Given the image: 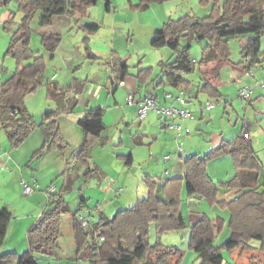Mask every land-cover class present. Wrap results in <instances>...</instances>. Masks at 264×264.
Masks as SVG:
<instances>
[{
    "label": "trees",
    "instance_id": "16d2710c",
    "mask_svg": "<svg viewBox=\"0 0 264 264\" xmlns=\"http://www.w3.org/2000/svg\"><path fill=\"white\" fill-rule=\"evenodd\" d=\"M9 1L1 0L0 4ZM97 1L17 0L18 10L23 16L18 28L13 31L6 53L17 60L15 74L20 76L21 81L14 86L12 76L0 84V126L5 130L11 147L20 146L32 130L39 127L44 133L45 142L36 153L53 148H57L63 155L69 152L70 145L66 143L56 120L60 108L45 111L40 121H37L25 105V98L36 92L41 85L40 75L46 69L43 55L31 46V21L38 11L41 12L40 27L49 26L55 16H84ZM153 1L139 0L135 8L145 11ZM236 1L200 0L203 5H212L210 14L204 17L185 14L176 19L170 18L155 31L151 47H168L175 56L172 60L159 62L160 75L165 78L160 83L186 90L190 81L185 79V75L213 59L228 61L231 56L229 41L237 37L246 39L242 54L244 61L249 62L246 66L251 70L259 60L257 56L261 37L264 35V7L252 8L246 2L235 7ZM110 2L111 0H106L107 8L110 7ZM11 25L12 22L6 23L7 28ZM98 28L97 24L86 27L89 33ZM40 35L44 49L55 53L62 41L61 34L41 32ZM185 40L188 43H184ZM193 41L209 42L203 48V58L199 61L191 58L189 54ZM88 53L93 56L90 50ZM127 68L128 65H122L124 74ZM152 71L151 66L138 68L136 77L140 84L147 83ZM199 90L215 97L221 95L209 81L203 82ZM47 97L61 105L64 93L58 91L57 85L51 82L47 86ZM78 124L83 129L84 136L76 155L67 162L62 173L66 182L58 192L49 193L48 206L28 228L29 249L21 255L2 252L12 213L0 205V264H38V255L52 253L60 246L64 214L70 212L65 197L81 175L78 170L75 178L70 164L72 162L84 166L83 179L90 180L94 171L90 166L92 148L100 141L105 143L102 133L106 125L101 109L87 112L79 118ZM222 155L231 156L235 174L224 182H215L209 174L208 164L211 159ZM119 157L127 166L132 165V154ZM184 164V178L145 175L143 180L147 187V196L132 206L118 210L113 218L100 217L97 222L91 221L92 229L81 226L77 218L78 210L75 211L72 227L79 259L84 257L90 264H136L137 261L140 264H179L185 255L184 250L177 246H166L159 239L151 243L149 239L152 225H155L158 234L188 227V218L182 211V192L185 189L189 198L200 196L212 205L217 204L229 210L227 223L231 234L221 244H216L215 240L226 223L222 217L211 218L203 215L189 227L188 246L198 253L199 264H238L226 263L224 250L239 251L241 255L248 253L250 263L259 260V254L264 253V172L260 158L245 138L238 135L233 141L223 140L218 147L202 157L195 154L188 156ZM232 189H240L241 192L233 199L218 198L220 191L227 192ZM90 234L93 238L91 243L88 241ZM97 238H100V243ZM139 249L142 252L138 257Z\"/></svg>",
    "mask_w": 264,
    "mask_h": 264
},
{
    "label": "crops",
    "instance_id": "0c3cea01",
    "mask_svg": "<svg viewBox=\"0 0 264 264\" xmlns=\"http://www.w3.org/2000/svg\"><path fill=\"white\" fill-rule=\"evenodd\" d=\"M98 1L95 5L88 9L86 15L84 16H55L49 26L40 27L38 24L39 34L41 32L60 33L62 36L61 44L55 53L52 54L46 51L45 49V51L43 52L39 48L35 49V51H40V54L43 55L46 61V69L43 72L44 74L40 75L41 85L43 84L46 87V97L43 103L46 107L43 113L48 110H56L57 108H60L59 115L57 116L56 120L59 124L61 133L66 143L70 145V150L66 155H63L57 148H53L48 151H43L41 153H36L45 142L44 133L39 127L34 128L20 146L11 147L10 143L7 140V134L6 132H4L5 130H3V128L0 126V198L4 202L1 207H6L7 209L11 208L9 207L11 205L7 203L8 200H6L7 198L10 199V197L8 196V192L10 189L7 188L9 186L7 184L8 180L13 181L14 188H17L19 192L24 194L23 199L26 201H30V203L33 205L30 208V213L25 216L24 220L21 223L23 231L20 234V236H22L20 237V240L18 239L19 237H15L16 227L13 228V231L10 234L9 226L6 242L2 247V252H15L21 255L29 249V247H26L28 242L27 228H29L36 222L33 217L31 218V212H33V210L34 213L40 212L39 210H42V208L46 205V202L48 201V196L46 194L49 190V187L55 186V190H57V186L55 185L56 180H58L57 178L62 175L64 169L66 168V162L73 160L79 146L82 143L84 133L83 129L78 124L79 118H81L84 114L91 110L97 108L101 109L103 111V120L107 128L102 133L104 141H115V139H117L118 137V143L115 146L122 150L123 148H125L124 146L126 143V136L124 135V133L130 130L132 125V123L128 121V117L125 111H123V107L127 105L129 106H126L127 109H136L137 112L138 103L146 94L149 93L154 94L160 104H172L171 102H169V100L165 98V93L172 92L173 87L166 85L165 83H160V81H165V78L160 75L161 69L159 65L158 71L154 66H151L153 67L151 77L148 79L147 83L140 84L139 80L136 77V73L139 67H143V61L140 60L135 65L130 64V58L132 56L131 53H128L127 55L122 54L121 49L117 48L114 44L121 34L126 35L127 40H133L134 34L132 32L134 30V20H132V18L137 17L138 13H144L145 11H148L153 7V3L164 4L170 0H154L153 2H151L149 9L145 11L135 8V5L139 3V0H125V2L121 5H118L116 3V0H111L109 8H107V3L105 4L104 8H101V6H99ZM94 7H100L99 12L100 14H103V17H110L111 34L109 36L110 38H112V40L104 41L99 39L98 35L103 25L102 23H100L99 19L95 17L96 15L93 14ZM119 10L122 11L123 14H125V17H129L132 15V18L118 19L117 12ZM105 13L106 16H104ZM16 14L17 12L15 10L10 9V11L3 14L2 19L5 21V25L7 22H12V24L15 22L14 31L18 28V24L20 23L16 21ZM156 17L158 18L157 15ZM159 20L161 23V19ZM168 20L163 21V24ZM90 24H97L99 28L96 31L89 33L86 27ZM88 49L93 54V56L88 55ZM100 52H102V54ZM171 53L172 54L169 55L170 58L160 59L159 62L161 60L174 59L175 56L172 50ZM222 62L224 61L213 59L207 63H203L199 67L202 73V79L199 78V80L196 81L198 86L195 97H192L188 94L193 81L187 79V74L185 75V79L190 81V86H188V88L185 90L187 103L189 104H187L188 106H191L192 103L194 105L193 107H198L196 102L193 101V99H197V102L200 104V106L203 104L202 101H200L199 99V94L202 92L199 89L203 82L209 81L215 88L218 89V87L212 82V80H216L219 76L218 67L215 66V64H220ZM243 63L247 65L249 62L245 60ZM123 64L128 65L127 72L125 74L121 69ZM210 64L211 67L208 68ZM203 66H207V68L203 69ZM97 74H99L98 77ZM12 76L14 79L16 78V76L13 74L10 77H7V79L11 78ZM97 78H99V80H97ZM7 79H5V81ZM5 81H0V84ZM20 81V77L16 78L15 80H13V85H17ZM120 81H124V85H119ZM51 82L57 85L58 91L64 93V99L61 105H59L57 101L51 100L47 97V86ZM148 84H150V86ZM129 93L134 94V101L132 104H128L126 102V98ZM120 100H125V105H121ZM121 111H123V113ZM154 117L148 119V125L146 126L142 124L144 120H140V122L142 123H140V126L137 128L136 132L133 133L131 137L135 145L140 147L146 146L153 148L155 143L159 141V138L161 137V129L163 128L167 130V125H164L162 123V126L160 128V126L156 122V118H159V116L157 114H154ZM200 117L201 119L205 118V113L203 111H201ZM109 118L111 119L110 122H112L111 125H109L108 123V121L110 120ZM193 119L195 120L196 117L194 116ZM192 123H185V125L188 126L187 128L190 129L189 133H192ZM109 127L112 128L109 129ZM158 127L160 130H158L159 132L157 133L155 138H153L151 135L152 133H149V130H151L152 128L158 129ZM202 128L203 127L198 122L195 129L202 131ZM244 132L245 128H243L235 137L231 139L224 137L223 133H213L215 139L209 142V151H203L201 148H199V144L195 143V145L188 146L187 148L186 145H183V152L181 154L178 153V149L176 147V143H178L177 138L165 135V148H167L169 145L171 148L174 145L175 152H177L176 155L174 156L170 150H168L167 153H163V158L165 161L163 172H161L160 174L145 173L142 179L145 175L158 176L162 178H184L186 175L184 161L188 156L195 154L202 157L211 152L212 149L218 147L223 140L233 141L238 135H242L244 137ZM250 139L251 135H249L248 138H245L247 143L254 150ZM112 154L114 155V158L112 159V164L118 169H122L127 166L124 160L119 156L132 154L134 163V151L132 150H128L127 152L119 151L116 153L113 151ZM226 157H229L230 161L234 166L233 160L229 155H222L216 157V160ZM167 162H169V164H167ZM132 165L129 167H132ZM90 166L91 168L93 166L95 172L98 170L102 173L104 172L102 163H98L97 161L92 162V160L90 159ZM209 174L215 182H224L231 178L228 177V174H226L224 177L219 176L218 178H216L215 175H212L210 172ZM234 174L235 170L233 171V175ZM95 177L96 176H94L93 178ZM91 179L88 181L89 183ZM99 179L101 178L99 177ZM22 181H26L32 186L38 184L39 187L36 188L34 192L26 194L24 192ZM64 182H66L65 176H63L62 178V184ZM4 187H6V191L3 190ZM145 191L146 192L142 198H145L147 196V187ZM240 192V189H232L227 192L220 191L218 198L220 200L233 199ZM108 196L109 194L107 195L104 190H100V188H95L92 186L86 187L85 191L82 192L81 206L78 210L84 207L91 208L94 206L95 203H99V198H107ZM142 198H139V200ZM94 199L95 201H93ZM182 200V204L183 202H187L188 204V215H186L185 211L182 208L183 213L188 218V228L191 226V224L199 220L203 215H208L209 217H211L208 211L204 210L201 207L202 203H207V201L202 197L194 196L189 198L187 196L186 190L183 189ZM118 210H120V208H118ZM100 217H108V215L98 210V218H94V222H97ZM216 217H222L226 220V218L222 215H216L215 217L211 218ZM60 248L61 247L59 246L58 249L60 250ZM141 252H139L138 255H140ZM244 254H247L249 258L248 253ZM56 255L57 250L47 255H38V264H84V258L79 259L80 256L76 255V253H73V255L61 253L59 259H52V257ZM259 256V260H257L255 263L250 264H264V253H260ZM12 264L17 263L14 262Z\"/></svg>",
    "mask_w": 264,
    "mask_h": 264
},
{
    "label": "rangeland",
    "instance_id": "374dc122",
    "mask_svg": "<svg viewBox=\"0 0 264 264\" xmlns=\"http://www.w3.org/2000/svg\"><path fill=\"white\" fill-rule=\"evenodd\" d=\"M1 1V0H0ZM125 2V0H116L118 5H121ZM246 2L252 8H262L264 7V0H237L235 2V7ZM99 6L101 8L105 7L106 1L99 0ZM153 7L144 13H138L137 17H133L132 15L129 17H125L122 11H118V19H131L134 20V30H133V40H127L126 35H120L116 42L114 43L117 48L121 49L122 54L127 55L131 53L130 64H137L140 60L143 61L142 66H154L158 71V62L160 59L170 58L171 50L168 47H163L159 49H155L151 47V40L154 38V33L157 29L163 26V21L168 20L169 18L176 19L182 15L190 14L197 15L199 17H204L211 13L212 5H203L200 0H170L164 4L153 3ZM100 8V7H99ZM98 7L93 8V14L96 15L102 23V29L99 33V39L104 41H110L111 29H110V17L106 16V13L103 17V14L99 12ZM10 9L15 10L17 12L16 21L20 22L22 19V12L18 10V2L17 0H10L7 3L0 4V81H5L7 77L11 75H15L16 78L20 76L15 74V70L17 68V60L11 54L6 53L9 47L11 36L13 35L15 22L11 25L10 28H7L5 25V21L3 19V14L10 11ZM40 11H38L32 21L31 27L33 30L32 38H31V46L35 49H41L43 52L44 46L41 42V36L38 32V24L40 18ZM158 16L159 19L156 17ZM166 15V16H165ZM246 39L244 37L233 38L229 41L230 44V52L231 56L228 61H224L220 64H215L218 67L219 76L216 80H212V82L218 87L220 93L222 95L212 96L209 93L201 92L199 94V99L202 101V105L197 102V99H193L196 102L198 107H193L194 105L191 103L190 109L193 111L196 119H189L186 123H192V133H185L184 131L181 140L183 145L193 146L195 143L199 144V148L203 151H209V142L215 139L213 133H223V136L226 138L235 137L243 128L248 131V134L251 135V142L253 148L255 150V154L261 159L262 162V172H264V91L261 90L257 84L259 81L264 80V35L261 37V47L260 52L257 56L259 59L252 67V73L249 70V67L244 63V56L242 54V48L245 44ZM184 43H188L187 40L183 41ZM209 42H197L193 41L192 45L189 49V54L191 57L195 58V60H201L203 58V48ZM102 54V52H100ZM27 63V62H26ZM211 67V64L208 68ZM203 69H206L207 66H203ZM137 70V69H136ZM135 70V72H136ZM42 73L41 75H43ZM99 74H97V77ZM187 79L193 81L190 86L188 94L192 97H195L197 91V83L196 81L202 79V73L199 67L192 73L186 75ZM15 78V79H16ZM13 78V80H15ZM99 80V78H97ZM150 86V84H148ZM255 85V91L252 95L251 101H242L239 98V90L245 86ZM172 93L175 96L180 95V89L172 88ZM46 97V87L45 85H40L36 92L29 94L25 98V104L29 108L30 112L35 116L37 121H40L43 111L46 106H44V100ZM128 98V96H127ZM126 98V102H127ZM193 102V103H194ZM121 105H125V100H120ZM128 103V102H127ZM213 103L215 105L214 108L208 110L206 109L209 104ZM180 104V103H178ZM188 104V103H187ZM189 105V104H188ZM127 106V105H126ZM123 107V111H125L128 121L132 123L131 129L126 131L124 135L126 136L125 140V148L120 150L117 146L118 137L114 140H109L104 144L100 141L95 144L91 151V160L92 162L97 161L98 163H102V167L104 172L101 171H92L93 177L90 183L88 181H84L83 174L85 172V167L82 165H75L71 162L70 167L72 168V175L75 176L78 173V170L81 171V175L79 178L75 180L73 187L67 191L66 200L70 207V212L64 214L63 224H62V236L60 238V250L57 249V255L53 256L52 259H59L61 253L73 255L77 250L75 247V236L73 233V213L77 211L81 206V195L82 192L85 191L86 187H95L100 188V190H104V192L109 196L107 198H99V203H95L93 207H84L77 211V218L81 219L83 217L90 218L93 220L94 218H98V210L104 212L108 215L109 218H113L114 215L118 212V208L123 209L125 207L132 206L142 198L145 194V182L142 179L145 173H157L160 174L163 172L164 168V154L167 153L168 150L175 156L177 152H175V146L173 145L170 148V145L165 148L164 136H177V131L171 128L161 129V137L159 141L155 143L153 148L150 147H140L134 144L133 139L131 138L133 133L136 132L137 128L140 126V119L138 116V110L136 109L129 110L127 107ZM132 108V107H130ZM134 108V107H133ZM123 111H121L123 113ZM201 111L205 113V118L201 119L200 114ZM121 113V114H122ZM156 115L155 111H150L148 116L143 121V125H148V119L154 117ZM110 119V118H109ZM155 119V117H154ZM108 121L109 125L112 124ZM156 122L158 125L162 126V121L160 118H156ZM203 127L202 131L195 129L197 123ZM185 127H188L185 125ZM112 127H109V129ZM144 128V127H143ZM107 129V128H106ZM108 129V131H109ZM123 129V128H122ZM4 130V129H3ZM158 129L152 128L149 130V133H152V137L155 138ZM190 130V129H189ZM151 131V132H150ZM5 132V131H4ZM156 133V134H155ZM7 140L9 142L8 136ZM179 143V141H178ZM178 143H176V147L178 149ZM114 147V148H113ZM128 150L134 151V163L132 167L125 166L122 169L116 168L112 164V159L114 155L112 152L114 151H124ZM151 154V156H150ZM113 156V157H112ZM169 164V162H167ZM75 165V166H74ZM67 166V162H66ZM93 168V166H92ZM208 170L212 175H215L216 178L224 177L228 174V177H232L233 171L235 167L230 161L229 157L217 159L213 158L209 161ZM71 171V169H70ZM103 174V175H102ZM102 176V177H101ZM99 177L101 179H99ZM63 175L59 176L56 180L55 185L57 186V190L53 192H58L61 189ZM76 178V176H75ZM9 186L7 187L9 190L8 196L10 199L7 203H9V210L12 213V221L10 225V234L13 231V228L16 227L15 237H19L23 231L22 221L25 216L30 213V208L33 206L30 201H26L23 199V193L19 192L17 188H14V183L11 180H8L7 183ZM99 184V186H98ZM6 191V187L3 188ZM45 193V192H44ZM49 193L47 192L48 201L46 205L39 210L40 212L32 213L31 218L33 217L35 221L39 219L43 210L49 204ZM52 193V192H51ZM185 199V198H184ZM5 200V201H6ZM12 201V202H11ZM95 201V199L93 200ZM11 203V204H10ZM4 202L0 198V205H3ZM183 210L186 215H188L187 202H183ZM201 207L204 210H207L211 217H215L216 215H222L226 218V223L221 232L217 234L215 243L221 244L224 242L231 234V229L228 226V217L229 210L220 207L217 204L212 205L207 201L201 204ZM94 221V220H93ZM28 229V228H27ZM27 231V230H26ZM188 234L189 228H181L178 230H172L168 232H162L160 234L157 233L155 225H152L150 232V242L155 243L156 240H160L166 246H177L185 251V255L179 264H199L198 253L188 247ZM10 238V237H9ZM88 241L91 243L93 241L92 235L90 234ZM97 242L100 243V238H97ZM27 248L29 247V243L27 242ZM142 249H139L141 252ZM224 261L227 263H240V264H250V259L247 254H239V251L229 252L227 250L223 251ZM139 257V255H138ZM84 258V257H83ZM84 264H90V262L84 258ZM136 264H140L137 261Z\"/></svg>",
    "mask_w": 264,
    "mask_h": 264
},
{
    "label": "built area",
    "instance_id": "2783aa9c",
    "mask_svg": "<svg viewBox=\"0 0 264 264\" xmlns=\"http://www.w3.org/2000/svg\"><path fill=\"white\" fill-rule=\"evenodd\" d=\"M119 85H124V81H120ZM255 85L264 91V80L259 81ZM255 85H249L241 88L239 90V98L242 101L245 100L251 101L252 95L254 94L255 91ZM179 89H180L179 96H175L174 93L172 92L165 93V98L172 103L171 105L160 104L154 94L152 93L146 94L138 103V116L139 119L143 121L148 116L150 111H155L164 125H167L169 128L177 131V136L179 141L178 153L181 154L183 152V142L180 141L181 137L184 131H186L185 133L190 132L189 128L185 127V123L187 122V120L193 119L194 114L193 111L190 109V107L187 105L185 89L183 87H180ZM133 101H134V94L129 93L127 98L128 104H132ZM178 103L180 104L177 105ZM214 107L215 105L211 103L207 106L206 109L210 110ZM244 137L245 138L249 137V134L246 130L244 132ZM22 184L24 187V192L26 194H30L34 192L35 189L39 187L38 184L32 186L26 181H22ZM55 189H56L55 186L49 187L50 192L55 191ZM79 221L82 227L92 229L90 218L83 217L79 219ZM101 240L103 241L104 238H101Z\"/></svg>",
    "mask_w": 264,
    "mask_h": 264
}]
</instances>
